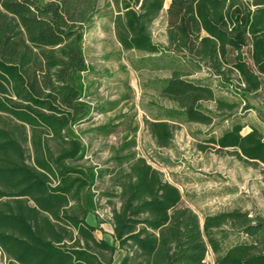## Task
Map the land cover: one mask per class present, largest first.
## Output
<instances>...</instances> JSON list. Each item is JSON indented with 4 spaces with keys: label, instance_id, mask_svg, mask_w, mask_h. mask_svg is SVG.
<instances>
[{
    "label": "trees",
    "instance_id": "trees-1",
    "mask_svg": "<svg viewBox=\"0 0 264 264\" xmlns=\"http://www.w3.org/2000/svg\"><path fill=\"white\" fill-rule=\"evenodd\" d=\"M164 2H107L122 51L194 67L158 81L159 96L173 104L163 119L147 123L158 148L169 145L175 123L234 119L239 104L253 109L247 96L264 89V0H170L162 48L150 28ZM98 7L99 0H0V251L8 264H113L120 252L118 264H207L208 249L213 264H264V216L234 209L201 223L181 206L178 188L137 156L133 139L113 148L111 168L84 163L86 148L74 128L116 105L87 100L93 72L83 39ZM196 73L206 76L189 79ZM215 82L232 86L240 101L217 97ZM244 127L231 122L197 148L231 150L238 161L264 168V134L254 126L242 134ZM91 131L109 136L114 126ZM106 176L111 191L94 193ZM101 198L109 206L106 220L98 216ZM89 214L95 227L86 222ZM104 225L112 245L93 236Z\"/></svg>",
    "mask_w": 264,
    "mask_h": 264
},
{
    "label": "rangeland",
    "instance_id": "rangeland-1",
    "mask_svg": "<svg viewBox=\"0 0 264 264\" xmlns=\"http://www.w3.org/2000/svg\"><path fill=\"white\" fill-rule=\"evenodd\" d=\"M108 1L99 0L98 14L83 39V53L93 72L86 77L87 85L90 84L88 102L105 108H109L111 103L116 105L107 113L95 116L91 122L74 128L86 148L84 163L111 168L114 163L108 160L114 153L113 148L124 140L133 139L137 156L145 159L162 173L167 182L178 188L182 196L181 206L190 208L201 223L207 215L234 209L264 216V168L238 161L231 150L202 153L197 148L208 138H218L231 122L244 124L242 134L247 133L251 126L264 134V89L247 96L246 103L253 109L244 110L241 102L234 110V119L217 116L209 126L175 123L169 145L158 148L149 134L147 123L163 119V109L173 107L172 103L159 96L158 81L170 77L173 71H188L194 67L174 57L149 61L144 53L122 51L114 36L113 11L107 5ZM169 2L165 0L163 10L150 28L152 42L162 48L167 46L165 27ZM234 55L232 50H228L229 63L233 62ZM205 76L204 73H196L189 79ZM213 85H219V89L214 88L217 97L240 101V97L233 94L235 89L232 86L226 88L225 84L217 82ZM201 106L213 109L214 105L203 102ZM109 123L114 126V133L109 136L91 131ZM111 189L112 179L106 176L95 185L93 192H110ZM100 206L103 210L98 212L99 219L106 220L109 206L105 198L100 199ZM94 218L89 216L88 220L95 223ZM102 228L104 231H97L95 236L111 242L108 227L104 225ZM231 234L230 242L238 237L235 231ZM119 259L117 254L113 264H117ZM214 259V254L208 249L205 262L213 264ZM0 264H8L1 251Z\"/></svg>",
    "mask_w": 264,
    "mask_h": 264
},
{
    "label": "crops",
    "instance_id": "crops-1",
    "mask_svg": "<svg viewBox=\"0 0 264 264\" xmlns=\"http://www.w3.org/2000/svg\"><path fill=\"white\" fill-rule=\"evenodd\" d=\"M89 216L90 217H92V218H94L95 216L94 215H92V214H89L87 217H86V222H87V224H89L90 226H93V227H95L96 226V218H94L95 219V223H92L91 221H89L88 219H89ZM103 231H104V228H103ZM97 231H95L94 233H93V236L95 237V239H97V240H100L101 238H97L96 236H95V233H96ZM98 232H100V231H98ZM108 234H109V237H110V239H111V242H108V241H106V242H108L109 244H113V241H112V238H111V235H110V231H109V227H108ZM104 240V239H103ZM118 255H120V259H119V261L121 260V257H122V253L120 252V253H118ZM119 261H118V263H119ZM114 263V262H113ZM117 263V264H118Z\"/></svg>",
    "mask_w": 264,
    "mask_h": 264
}]
</instances>
